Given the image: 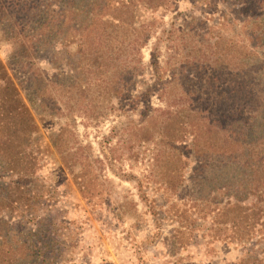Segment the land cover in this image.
Masks as SVG:
<instances>
[{
  "label": "trees",
  "instance_id": "16d2710c",
  "mask_svg": "<svg viewBox=\"0 0 264 264\" xmlns=\"http://www.w3.org/2000/svg\"><path fill=\"white\" fill-rule=\"evenodd\" d=\"M200 1L216 8L212 0ZM218 1L223 8L216 10L232 14L230 35L219 27L224 18L205 36L192 34L191 27L200 28L201 19L190 15L176 28L182 42L191 37L189 49L176 46V56L161 64L158 40L154 42L151 77L134 94L144 73L142 48L160 24L152 19L136 25L134 8L144 4L166 10L175 0H0V23L8 25L14 45L9 56L13 75L0 61V113L11 108L7 142H1L0 133V171L9 177L0 182V210L6 207L4 199L14 204L25 200L24 182L32 181V171L31 151L24 147L34 140L36 122L52 123L54 111L62 109L69 122L54 142L64 164L75 167L86 185L99 178L104 161L94 157L90 143H80L72 128L75 116L99 118L115 108L114 100L136 105L140 99L141 118L122 123L112 154H102L111 171L137 181L141 189L136 175L117 173L112 164L152 143L150 175L174 188L189 149L198 161L194 184L204 211L218 204L221 226L229 225L234 241L244 247L264 232V0ZM170 31L162 26L160 33L170 40ZM20 92L34 98L31 110ZM153 94L164 101L163 107L148 103ZM24 220L12 223L0 215V264H59L53 239Z\"/></svg>",
  "mask_w": 264,
  "mask_h": 264
},
{
  "label": "rangeland",
  "instance_id": "374dc122",
  "mask_svg": "<svg viewBox=\"0 0 264 264\" xmlns=\"http://www.w3.org/2000/svg\"><path fill=\"white\" fill-rule=\"evenodd\" d=\"M212 1L216 8L200 0H175L173 7L158 11L144 4L134 8L136 25L152 19L160 23L155 35L142 48L144 73L138 78L141 81L137 82L134 94L138 93L136 88L143 86L142 81L151 77L150 48L154 42L158 40L161 64L167 57L176 56L179 52L176 46L184 44L181 48L189 49L191 37L182 42L176 28L190 15L201 19L200 28L191 27L190 33L199 31L203 37L224 18L226 23L219 27L225 30L226 37L230 35L232 14L223 15L216 10L223 8L221 2ZM172 22L175 26L170 25ZM162 26L171 29L170 40L160 33ZM13 49L8 25L0 23V61L9 75L14 73L9 64ZM19 95L31 110L34 98L26 97L23 92ZM135 102L136 105H122L124 103L114 100L115 108L99 118L75 116L72 128L80 143H90L94 157L104 161L99 178L86 185L80 183L75 167L64 164L63 155L54 142L69 122L62 109L54 111L52 123L36 122L37 129L31 134L34 140L24 147L31 151L28 162L32 171V181L24 182L28 190L25 200L14 204L4 199L6 207L0 210V215L4 214L12 223L24 217L28 227H40L44 235L53 239L59 264H247V260L250 264H264L263 231L253 235L244 247L234 241L229 225L221 226L216 207L219 205L213 202L204 211L206 205L196 199L200 195L194 184L198 161L191 150L186 149L180 169L181 182L174 188L161 185L150 175L152 143L141 144L135 155L124 154L112 164L117 173L136 175L141 189L137 181L111 171L102 154H112L110 147L120 139L122 123L141 118L143 104L140 99ZM148 103L153 107L164 106V101L156 94L150 96ZM10 109L7 106L1 109L0 125H5L11 117ZM16 113V118L23 119V114ZM6 127L7 124L0 131L2 143L9 137ZM16 132L21 134L19 129ZM170 174L168 178L172 177ZM8 178L0 171V182ZM250 247H254L251 253L248 252Z\"/></svg>",
  "mask_w": 264,
  "mask_h": 264
}]
</instances>
